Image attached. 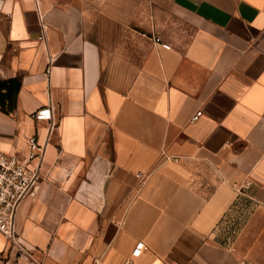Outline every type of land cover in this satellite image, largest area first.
Listing matches in <instances>:
<instances>
[{"label":"crops","instance_id":"1","mask_svg":"<svg viewBox=\"0 0 264 264\" xmlns=\"http://www.w3.org/2000/svg\"><path fill=\"white\" fill-rule=\"evenodd\" d=\"M12 79L0 150L43 153L0 264H264V0H0Z\"/></svg>","mask_w":264,"mask_h":264},{"label":"built area","instance_id":"2","mask_svg":"<svg viewBox=\"0 0 264 264\" xmlns=\"http://www.w3.org/2000/svg\"><path fill=\"white\" fill-rule=\"evenodd\" d=\"M38 39L43 40L44 36H39ZM154 42L161 44L165 49H170V45L163 44L159 37H155ZM202 115L203 111L198 110L192 115L191 121L198 120ZM31 116L36 120H49L51 118L50 109L37 110ZM42 153L43 148L38 144L35 136L28 138V160L26 163L0 150V232L15 246H18L16 234L18 207L25 197L32 194L39 178V168L29 167L27 163L40 157ZM71 174L72 171L69 170L67 175ZM20 249L23 252V249ZM146 250H148V246L144 242H138L131 256L126 258L122 264H135V260Z\"/></svg>","mask_w":264,"mask_h":264},{"label":"rangeland","instance_id":"3","mask_svg":"<svg viewBox=\"0 0 264 264\" xmlns=\"http://www.w3.org/2000/svg\"><path fill=\"white\" fill-rule=\"evenodd\" d=\"M247 216L246 202L243 201L240 210H237L233 216H228L224 225L220 227L219 240L223 243H229L234 237L235 232L242 226Z\"/></svg>","mask_w":264,"mask_h":264},{"label":"trees","instance_id":"4","mask_svg":"<svg viewBox=\"0 0 264 264\" xmlns=\"http://www.w3.org/2000/svg\"><path fill=\"white\" fill-rule=\"evenodd\" d=\"M15 82H17L15 79L4 82L0 81V92L5 90V92L0 97V109H4L3 104H5V99H8L9 104L11 103V86H13Z\"/></svg>","mask_w":264,"mask_h":264}]
</instances>
